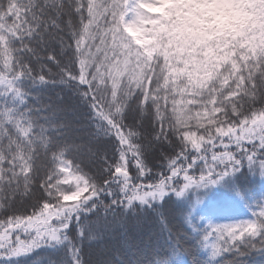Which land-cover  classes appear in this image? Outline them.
<instances>
[{
	"label": "snow or ice",
	"instance_id": "obj_1",
	"mask_svg": "<svg viewBox=\"0 0 264 264\" xmlns=\"http://www.w3.org/2000/svg\"><path fill=\"white\" fill-rule=\"evenodd\" d=\"M142 4L158 0H0V259L49 247V264H64L70 243L71 264H88L101 213L164 228L192 192L244 167L264 177V48L178 76L175 57L125 32L158 19ZM203 195L198 211H225ZM192 227L213 259L264 256V205Z\"/></svg>",
	"mask_w": 264,
	"mask_h": 264
},
{
	"label": "trees",
	"instance_id": "obj_2",
	"mask_svg": "<svg viewBox=\"0 0 264 264\" xmlns=\"http://www.w3.org/2000/svg\"><path fill=\"white\" fill-rule=\"evenodd\" d=\"M198 5L193 3L183 8L179 2H174L165 11L166 24L171 27L180 23ZM249 15L250 18L242 23L230 21L219 34L208 19L206 25L201 27L190 25L180 38L169 32L157 34L153 31L154 43L142 49L146 54L164 53L175 57L178 63L183 64V68L175 70L178 76L188 75L196 80L206 78L219 66L230 63L236 50L264 48V0H256ZM215 195L214 199L225 206L223 213L209 215L198 211L195 200L198 201V197L203 198L204 195L201 196L199 191L192 192L189 196L190 204L184 205L183 219L177 213L164 228L151 222V217L142 228L125 227L119 218L114 220L112 216L106 223L101 213L92 221L97 229H102L100 243L85 247L80 254L88 264H264V256L258 252L244 257L229 253L213 259L210 252L200 244L195 235L196 229L192 227L194 223L206 227L207 223H235L252 219L253 211L264 198V178L244 167L236 177L222 182ZM177 230L179 236H185L184 241L179 239ZM185 230H190L192 234L189 235ZM199 231L202 232L203 228ZM170 232L176 237L171 247L168 246ZM177 244L182 246V250ZM75 252L69 243L64 264H71ZM52 255L51 248L41 247L30 255L0 259V264H49Z\"/></svg>",
	"mask_w": 264,
	"mask_h": 264
},
{
	"label": "rangeland",
	"instance_id": "obj_3",
	"mask_svg": "<svg viewBox=\"0 0 264 264\" xmlns=\"http://www.w3.org/2000/svg\"><path fill=\"white\" fill-rule=\"evenodd\" d=\"M174 2L185 8L193 3H198L191 13H189L180 23L168 27L165 22V11L172 6ZM256 0H158V6L153 4H142L141 8L146 14L158 17V19L145 20L140 28H125V32L131 37L132 41L141 48H149L155 41L152 32L157 34L169 32L176 38L182 37L190 25L201 27L206 25V20H210V25L216 29L219 34L223 28L230 22H244L250 18L249 12L255 6ZM264 178V177H263ZM222 182L212 186L210 189H200L202 196L209 192L213 198L215 193L221 187ZM218 196V195H217ZM224 195H221L223 197ZM208 197H198L195 200V208L203 207V202ZM264 205V198L261 201Z\"/></svg>",
	"mask_w": 264,
	"mask_h": 264
}]
</instances>
